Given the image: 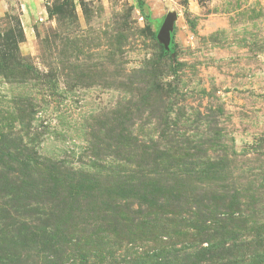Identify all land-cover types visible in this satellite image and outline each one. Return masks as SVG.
<instances>
[{
	"label": "rangeland",
	"instance_id": "374dc122",
	"mask_svg": "<svg viewBox=\"0 0 264 264\" xmlns=\"http://www.w3.org/2000/svg\"><path fill=\"white\" fill-rule=\"evenodd\" d=\"M177 144L202 151L184 165L162 155L150 189L237 192V210L264 223V0H0V171L27 162L37 176L54 168L68 186L126 194L138 153ZM126 232L103 264L144 250Z\"/></svg>",
	"mask_w": 264,
	"mask_h": 264
},
{
	"label": "trees",
	"instance_id": "16d2710c",
	"mask_svg": "<svg viewBox=\"0 0 264 264\" xmlns=\"http://www.w3.org/2000/svg\"><path fill=\"white\" fill-rule=\"evenodd\" d=\"M145 17L152 22L150 15ZM172 46L171 42L166 50L163 45V53L171 52ZM122 150L114 151L115 157ZM146 150L136 156L141 161L127 179L126 194L120 188L95 193L79 182L68 186L54 168L45 177L28 172L27 162L16 161L19 170L4 165L0 190L8 200L0 207V264H96L97 260H90L95 251L101 253L98 263L103 264L105 252L117 257L109 241L121 231L130 236L127 243L144 249L129 257L132 261L125 257V264H264V223L254 212L237 210L242 205L237 192L214 194L203 188L165 198L159 196V188L148 186L161 177L163 156L184 165L201 148L192 151L177 144L159 154L152 150L153 157ZM47 195L55 198L57 206H48Z\"/></svg>",
	"mask_w": 264,
	"mask_h": 264
},
{
	"label": "water",
	"instance_id": "95a60500",
	"mask_svg": "<svg viewBox=\"0 0 264 264\" xmlns=\"http://www.w3.org/2000/svg\"><path fill=\"white\" fill-rule=\"evenodd\" d=\"M174 15L172 13H168L165 16V19L159 29L157 34V38L164 45L166 50L170 49L171 39H172V23H173Z\"/></svg>",
	"mask_w": 264,
	"mask_h": 264
}]
</instances>
